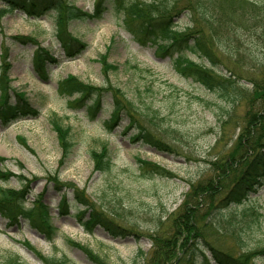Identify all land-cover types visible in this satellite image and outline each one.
Returning a JSON list of instances; mask_svg holds the SVG:
<instances>
[{"label": "rangeland", "instance_id": "obj_1", "mask_svg": "<svg viewBox=\"0 0 264 264\" xmlns=\"http://www.w3.org/2000/svg\"><path fill=\"white\" fill-rule=\"evenodd\" d=\"M70 1L85 11H93L95 0ZM115 3L116 0H109L100 18L70 21L68 30L86 44L82 53L72 59L65 58L56 41L52 11L40 18H30L14 10L0 18V53L3 46L8 47L11 85L24 92L32 107L39 111L36 117L16 120L4 129L0 127V158H4L0 160V169L15 174L0 184L18 189L23 182H28L27 204L31 205L40 194L57 228L54 239L47 241L26 221L9 225L0 216V263L8 254H16L25 264H42L23 245V241H28L44 256L64 254L75 264H92L67 238L88 246L109 264L144 263L151 248L149 235L158 229L159 223L163 235L172 234L167 221L184 198L188 183L208 176L213 163L222 161L220 156L229 147L223 142L216 144L218 135L215 134L217 114H221L220 106L226 103L216 93L178 75L170 56L156 54L150 43L138 44L122 26ZM174 21L180 29L186 25L183 15L174 17ZM13 36L35 37L40 46L57 58L58 62L49 67L47 82L34 74V45L22 44ZM242 36L241 41L245 43L253 41L251 47L261 56L262 52L254 48L260 45L259 39L252 34ZM103 54L115 66L113 70L102 67L100 56ZM219 61L225 60L221 57ZM203 63L209 65L206 59ZM217 66L227 68L223 63ZM68 75L92 85L115 87L133 103L137 111L135 123L127 128L129 116L123 113L118 124L107 128L113 102L111 92L102 94L100 110L93 120L86 108L72 107L69 97L60 95L56 89L57 82ZM242 112L241 106L233 114L235 121L231 126L235 127V133L239 130L237 124L241 122ZM52 118L70 127L73 147L63 160L50 123ZM139 125L174 151H161L140 140H132ZM102 143L108 145L111 166L100 172L94 170L89 150L99 149ZM136 157L157 163L172 173L171 176L142 175ZM62 193L67 202V211L63 213L58 208ZM83 196L89 201L86 206L80 202ZM88 206L127 229L126 235L112 236L99 225L91 233L86 232L76 213L87 207L84 219L87 218L91 212ZM252 206L259 212L258 221L249 226L238 224L235 237L208 230L213 245L235 256L264 245V184L234 209ZM139 249L144 255L137 258ZM211 263L216 264L214 260ZM249 264H264V258L251 256Z\"/></svg>", "mask_w": 264, "mask_h": 264}, {"label": "trees", "instance_id": "obj_2", "mask_svg": "<svg viewBox=\"0 0 264 264\" xmlns=\"http://www.w3.org/2000/svg\"><path fill=\"white\" fill-rule=\"evenodd\" d=\"M108 4L109 0H95L93 11L88 12L70 0H0V18L14 10L30 18H40L52 11L56 41L65 58L72 59L82 53L86 44L68 30V24L72 20L100 18ZM115 8L122 26L138 44L150 43L155 47L156 54L170 56L178 75L216 93L226 103V106H220L221 114H217L215 132L218 135L216 144H229L220 156L222 161L213 163L208 176L188 183L184 198L167 221L172 234L163 235L159 231V223L158 229L149 235L151 248L142 264H212V260L216 264H249L251 256L264 258V245L235 256L213 245L207 233L208 230H214L220 236L235 237L238 224L249 226L257 222L260 216L253 206L239 210L234 208L243 204L250 194L256 193L264 184V0H116ZM181 15L186 19L183 29L178 28L174 21V17L179 18ZM243 34H252L259 39L260 45L254 48L262 52L261 56L251 47L253 41H241ZM12 38L22 44L34 45L33 71L38 79L47 81L50 77L49 67L58 62L57 58L40 46L35 37ZM8 55V47L3 46L0 53L2 128L18 119L39 114L26 94L11 85ZM221 57L224 62L219 61ZM203 59L209 65H205ZM100 61L106 71L115 68L107 62L104 54L100 56ZM218 63L227 65V68L223 66L226 72L217 66ZM57 91L69 97L68 102L75 109L86 108L92 120L100 110L102 94L111 92L113 102L106 121L107 128L118 124L123 113L129 116L127 128L135 123L134 113L137 111L133 103L111 85L96 86L68 75L57 82ZM241 106V122L237 124L239 130L235 133V127L231 126L235 121L233 114ZM50 123L62 151L60 160H63L73 147L69 138L70 127L63 126L57 118H52ZM230 129L233 130L231 133ZM132 140H140L161 151H174L140 125ZM89 156L95 171L103 172L110 168L111 157L106 143H102L99 149H90ZM136 160L144 176L172 174L157 163L139 157ZM10 176L14 174L5 169L0 170V181H7ZM28 187V182H23V186L18 189L0 185V216L9 225H19L20 220L26 221L31 229L51 241L56 236L57 228L52 223L49 207L40 195L28 206ZM87 200L85 196L80 198L84 206L88 204ZM58 208L61 213L67 211L63 194ZM88 208L91 212L85 219L87 207L76 213L86 232L91 233L95 225L103 227L112 236H124L128 232L111 219L101 216L93 207ZM249 218L250 222L247 221ZM67 242L80 248L92 264H109L88 246L69 238ZM23 245L42 264H75L64 254L60 257L44 256L28 241H23ZM143 255L144 252L139 249L137 258ZM0 264L25 263L16 254H8Z\"/></svg>", "mask_w": 264, "mask_h": 264}, {"label": "bare ground", "instance_id": "obj_3", "mask_svg": "<svg viewBox=\"0 0 264 264\" xmlns=\"http://www.w3.org/2000/svg\"><path fill=\"white\" fill-rule=\"evenodd\" d=\"M108 62V61H107ZM100 63H101V61H100ZM109 63V62H108ZM102 65V64H101ZM112 65V64H111ZM110 70H113V69H110Z\"/></svg>", "mask_w": 264, "mask_h": 264}]
</instances>
